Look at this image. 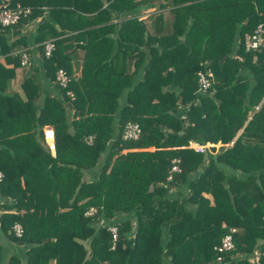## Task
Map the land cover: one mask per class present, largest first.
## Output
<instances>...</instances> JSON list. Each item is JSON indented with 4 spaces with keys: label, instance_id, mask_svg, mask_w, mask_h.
Here are the masks:
<instances>
[{
    "label": "trees",
    "instance_id": "1",
    "mask_svg": "<svg viewBox=\"0 0 264 264\" xmlns=\"http://www.w3.org/2000/svg\"><path fill=\"white\" fill-rule=\"evenodd\" d=\"M8 2L31 12L0 25V55L12 64L0 61V197L15 210L0 214V227L26 245L25 258L12 252L4 264H264V45H244L246 33L264 26V0L177 6L170 24L150 29L140 12L154 0ZM36 18L39 60L21 96L7 90L8 80L25 66L16 48H27L22 30ZM199 21L212 24L202 42L193 37ZM77 46L84 54L75 77L69 56ZM60 67L66 87L55 81ZM206 69L215 80L203 91L198 71ZM127 121L140 125L136 139L123 138ZM218 141L215 152L189 146ZM174 157L181 170L168 180ZM88 169L97 174L86 180ZM45 208L58 212L37 224L30 210ZM223 223L236 227L235 248L217 261Z\"/></svg>",
    "mask_w": 264,
    "mask_h": 264
},
{
    "label": "built area",
    "instance_id": "2",
    "mask_svg": "<svg viewBox=\"0 0 264 264\" xmlns=\"http://www.w3.org/2000/svg\"><path fill=\"white\" fill-rule=\"evenodd\" d=\"M31 6L30 5H22L19 2L14 5H10L8 0L0 1V25L3 26H11L17 23L21 17L30 14ZM244 45L246 49L258 50L264 45V26L260 22L257 24L255 29L251 33H247L244 37ZM55 47L54 39H48L44 42V53L46 55H50L51 51ZM20 60L22 65H28L30 63V55L28 52V47H23L20 49ZM70 76L62 67L58 68L55 73V81L62 87H66ZM215 80L214 74L210 69H206L205 71H198V84L199 89L205 91ZM67 94L73 98V92L71 90L67 91ZM141 132L140 125L135 121H127L124 125L122 136L125 139H136ZM43 137L49 147V149H53L55 147V133L54 129L50 125H46L43 127ZM85 140L88 143H91L93 140V135L85 136ZM223 143L214 144L212 142L205 143H192L189 146L198 152H204L210 149L211 146H221ZM181 167L179 165V158H172V164L170 169L168 170L167 179L171 180L172 176L175 172H179ZM3 178V172L0 170V181ZM96 211V208L91 206L86 211V215H91ZM226 233L222 236L220 242L216 244L214 247L217 251L216 259L217 261H221L223 258V253L226 251H230L235 248L233 235L236 231V227L227 226ZM14 233L17 236H20L23 232V228L20 223L15 222L12 226ZM108 229L111 232V237L113 242L117 239L118 230L115 224L108 225ZM114 245V244H113Z\"/></svg>",
    "mask_w": 264,
    "mask_h": 264
},
{
    "label": "crops",
    "instance_id": "3",
    "mask_svg": "<svg viewBox=\"0 0 264 264\" xmlns=\"http://www.w3.org/2000/svg\"><path fill=\"white\" fill-rule=\"evenodd\" d=\"M204 1L205 0H180L178 3H176L173 0H154V3L152 5L141 10L140 15L145 19V23L147 24L148 28L150 29L152 26L156 25L157 22H158V24L161 23L164 25L170 24L171 23L170 21H172V18L174 16V8L175 7L184 5L185 9L193 7V11H195V8H200L201 5L204 3ZM160 2L165 3V5L160 6L159 5ZM45 13L47 14V11ZM160 14H161V18L163 17V19L160 18L161 21H159V17H158ZM38 19L39 18H36L33 21H31L30 23H28L27 25H25L24 29L22 30L23 34L25 33V35L27 36V40H28L27 47L29 48V51H30V63L28 65H25V66L16 67L15 71H14V76L8 80L7 90L10 92L18 91L21 94V96H24V93H23L22 88H21V82L23 80V77H24L25 73L29 70L31 61H33V63H36L39 60V51L37 50V44L38 43L35 42V40H34L35 28H36V24H37ZM190 23H191V21H188V27H189ZM199 23H201V24L200 25L197 24V27L194 29L195 31H194L193 37H195L198 41L202 42L204 40L203 34H205L206 32H208L210 30L212 24H211V21H199ZM67 35H68V33L63 34V36H65V37ZM237 37H238V35H237ZM14 38H15V36H12L11 40H13ZM71 41H72V44H75V43H80V41H82V40L73 39ZM23 46H25V45L18 46L16 49H21V48H23ZM83 54H84V49L81 48L80 46H77L76 49H75V47H73L72 50L70 51L69 57H70V61L72 63L73 72H74L73 74L75 77L80 74L81 61H82ZM0 61L5 63L4 55H0ZM5 64L7 66L12 65L11 63H9V64L5 63ZM133 66H134L133 63L131 62L130 67H133ZM244 72H248V71H244ZM43 76H44V79L46 80L44 74H43ZM47 82L48 81H46L47 87H49L51 89L55 88L53 86V83L51 84L50 82H48V83ZM57 93H58V96H60L59 92H57ZM123 97H124V95L122 96V98ZM46 125H50V124H46ZM35 138L42 142L43 138L41 136L36 135ZM45 143H46V141H45ZM219 143H221V142L218 141L217 143H214V144L217 145ZM230 143H229V145H231ZM190 144H192V142L189 143V145ZM212 147H214V149L211 151L215 152V151H217V149L220 146H218V147L211 146L210 149ZM147 149H154V147L150 146V147H147ZM49 150H50L51 154H53V155L55 154V147L53 149H49ZM96 174H97L96 169H88L87 171H85L84 178H86V180H89L91 178V176H95ZM3 202L9 203L8 199L0 197V214L3 212H6V211H15L14 209H7L4 206ZM22 211H24V209H21L20 213ZM57 212H58V208H45V209H39V210H34V209L30 210V213H32L36 219L38 218L37 219L38 222L36 221L37 224H40L42 222V218L43 217L45 218L47 216V214L49 215V214H54ZM224 224L225 223H223V225ZM0 245H1L0 264H4L7 260V257L12 252H17L20 255V257L25 258L26 245L18 244L12 240H9L6 237L4 231L1 229V227H0Z\"/></svg>",
    "mask_w": 264,
    "mask_h": 264
},
{
    "label": "water",
    "instance_id": "4",
    "mask_svg": "<svg viewBox=\"0 0 264 264\" xmlns=\"http://www.w3.org/2000/svg\"><path fill=\"white\" fill-rule=\"evenodd\" d=\"M72 130V129H71Z\"/></svg>",
    "mask_w": 264,
    "mask_h": 264
}]
</instances>
